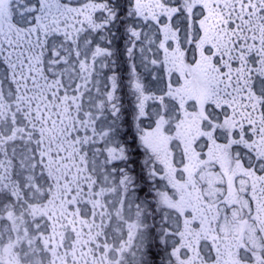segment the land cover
Instances as JSON below:
<instances>
[{"label": "snow or ice", "instance_id": "6c2138e0", "mask_svg": "<svg viewBox=\"0 0 264 264\" xmlns=\"http://www.w3.org/2000/svg\"><path fill=\"white\" fill-rule=\"evenodd\" d=\"M0 264H264V0H0Z\"/></svg>", "mask_w": 264, "mask_h": 264}]
</instances>
